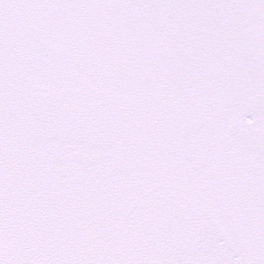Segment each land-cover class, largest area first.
Returning a JSON list of instances; mask_svg holds the SVG:
<instances>
[{
    "label": "snow or ice",
    "instance_id": "obj_1",
    "mask_svg": "<svg viewBox=\"0 0 264 264\" xmlns=\"http://www.w3.org/2000/svg\"><path fill=\"white\" fill-rule=\"evenodd\" d=\"M0 264H264V0H0Z\"/></svg>",
    "mask_w": 264,
    "mask_h": 264
}]
</instances>
